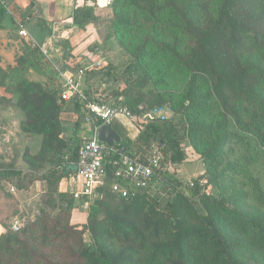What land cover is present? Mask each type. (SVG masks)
Segmentation results:
<instances>
[{
  "label": "trees",
  "instance_id": "obj_1",
  "mask_svg": "<svg viewBox=\"0 0 264 264\" xmlns=\"http://www.w3.org/2000/svg\"><path fill=\"white\" fill-rule=\"evenodd\" d=\"M109 8L112 35L138 77L125 106L139 114L149 97L168 104L206 183L196 180L190 195L174 186L162 210L147 189L121 198L105 187L83 230L56 218L1 234L0 264H264V0H112ZM6 79L0 69L1 87ZM6 90L18 95L22 131L42 136L40 151L24 161L38 172L50 154L70 150L59 178L69 173L79 147L60 138L58 91L28 80ZM167 121L138 123L134 137L113 129L137 156L131 144L144 135L176 149L179 131ZM105 191L119 199L114 207Z\"/></svg>",
  "mask_w": 264,
  "mask_h": 264
},
{
  "label": "rangeland",
  "instance_id": "obj_2",
  "mask_svg": "<svg viewBox=\"0 0 264 264\" xmlns=\"http://www.w3.org/2000/svg\"><path fill=\"white\" fill-rule=\"evenodd\" d=\"M111 2L112 0L110 3ZM215 3L216 1L211 3V10L214 9ZM108 8L109 5H105L104 7L101 6L98 7V10L95 12L96 17L99 18L97 25H95L101 37V42L98 41L93 43L95 47L92 48L94 49L96 46H99L102 53L96 56L100 59H104V65L100 68L102 69L100 72L96 71V73L92 74L85 72L81 80V89L86 92V95L91 101L99 103L104 102L118 106L125 105L126 96L129 94L134 96L138 91V87L134 84L135 81L138 80V77L137 74L129 71L132 57L118 45L117 40L112 35L110 30V22L112 21L111 12L109 10L110 8ZM141 37L142 31L134 33L130 39L135 43ZM35 59L37 65L34 64L33 68L37 70L40 69L49 79V85L46 86V88L59 91L60 80H58L59 78H57L55 72L44 60L45 63L43 61L41 62V60L38 59V55H35ZM65 59L64 57V60ZM74 66H76L75 69L79 68L77 65ZM21 80V78H15L12 82L14 81L15 85ZM14 85L10 86L13 87ZM150 90H152V88L149 86L143 89V92L149 94ZM145 105L149 106V109L157 108V110L160 111L159 114L167 118L168 125L172 126V128L175 126L177 131H179L177 133L178 145L175 150L167 149L164 145H160L158 141L148 138L146 135L131 144V149L137 156L145 157L147 160H154L155 158L158 160L154 168L157 176V178H155V184L147 189L146 193L150 196V199L157 204L158 209L162 210L172 199L173 189L175 187L177 191L180 190L190 195L189 188L193 187L190 185L191 183L194 185V182L200 179V184L204 185L206 181L202 177V174H204L205 170L200 156L193 151L186 138L182 137V130L179 127L181 118L173 115L168 108V104L163 103L155 97H149ZM152 106L153 108H150ZM72 110H74L72 105H65L64 112L71 113ZM71 120L72 121L67 125H60V133H64L65 142H72L76 147H79L83 139L89 136V133L80 130L79 134V127H77L78 120H76L75 117H72ZM138 123L141 122L139 121L137 124ZM138 131H140V128ZM127 140L128 138H125L123 142ZM69 157L70 150L53 153L48 156L46 163L47 172L44 176L49 182L48 192L44 196L26 203L24 205L25 208H22L17 201L18 199H14V197L7 193L4 187H0V225L2 227L0 235L7 230L12 231L10 229L11 223L21 215L27 217L25 224L47 219L68 218V223L78 230H81L83 226L86 225L90 209L98 201V198L85 205L82 202L75 201L72 196H68V199L62 196L55 197V185L65 165L68 163ZM25 175L23 172H20L18 175L13 176V183L17 189L15 192L17 195L19 194L17 191L21 192L20 195H18L20 199L23 197L22 194L28 191L29 185H32L31 183L37 178L33 175ZM21 200L22 202L24 201L23 198ZM103 200L108 207H114L119 202V199L111 196L108 191H105ZM103 216L104 215L101 213L99 218ZM84 239L90 242V234L88 232L85 233Z\"/></svg>",
  "mask_w": 264,
  "mask_h": 264
},
{
  "label": "crops",
  "instance_id": "obj_3",
  "mask_svg": "<svg viewBox=\"0 0 264 264\" xmlns=\"http://www.w3.org/2000/svg\"><path fill=\"white\" fill-rule=\"evenodd\" d=\"M106 1L0 0V69L7 75L6 86H0V187H4L14 199H18L22 208H25L26 203L47 194L49 182L44 178L47 161L38 172L32 170L24 161L26 152L34 156L40 151L42 136H29L22 131L21 123L25 116L17 108L18 95L10 93L6 88L14 85L12 80L15 78L37 82L43 87L49 85V79L40 69L33 68L36 64L35 56H30L31 50L27 41L19 35V31L25 29L28 36L36 42H43L54 34L60 53L70 61L71 68L74 65L89 68L94 60H101L104 65V59L96 56L102 53L99 46L92 48L95 47L93 43L101 42L96 30L99 18L96 17L95 12L98 7H104ZM37 55L42 62V57L38 53ZM62 104L64 106L62 105V113L59 116L61 125L69 124L71 118L75 117L78 120V133L84 130L90 135L96 122L88 118L79 105V108H76L77 105L73 102ZM69 104L74 110L71 113L64 112L65 105ZM113 124L117 129L128 132L119 121L112 123L111 126L114 128ZM129 132L131 137L137 133L135 129ZM60 138L65 141L64 133H61ZM20 172L37 177L32 185H29L28 191L22 194L23 202L18 196L21 192L17 191L19 194H16L17 189L13 183V176ZM76 180V170L72 167L69 173L59 178L55 185V196L60 194L72 196V190L76 188Z\"/></svg>",
  "mask_w": 264,
  "mask_h": 264
},
{
  "label": "built area",
  "instance_id": "obj_4",
  "mask_svg": "<svg viewBox=\"0 0 264 264\" xmlns=\"http://www.w3.org/2000/svg\"><path fill=\"white\" fill-rule=\"evenodd\" d=\"M110 1L107 0L105 4L109 5ZM19 35L27 41L30 50L38 52L59 78L58 102H78L86 116L96 122L90 135L81 142L76 161L70 163L76 170L77 177L72 198L87 205L99 198L100 190L105 187L117 196L127 198L153 186L157 178L154 170L158 163L157 158L141 160L138 156L127 155L120 147L121 143L108 147L98 141L96 131L102 125H111L114 121H119L131 134L129 132L131 129L137 132L139 128L142 129L137 124L139 121L163 122L167 118L160 115L157 108L139 106L140 112L135 114L125 105L114 106L89 100L86 92L81 89V80L86 71L102 68L101 60H94L89 68L74 69L70 67V61L64 60V56L60 53L54 34L43 42L31 39L25 29H21ZM97 123L101 125L97 126ZM190 185L193 186L192 183ZM26 219L25 216L14 219L10 229L14 232L18 231L25 224Z\"/></svg>",
  "mask_w": 264,
  "mask_h": 264
},
{
  "label": "water",
  "instance_id": "obj_5",
  "mask_svg": "<svg viewBox=\"0 0 264 264\" xmlns=\"http://www.w3.org/2000/svg\"><path fill=\"white\" fill-rule=\"evenodd\" d=\"M99 142L114 147L121 143V138L111 125H102L96 131Z\"/></svg>",
  "mask_w": 264,
  "mask_h": 264
}]
</instances>
